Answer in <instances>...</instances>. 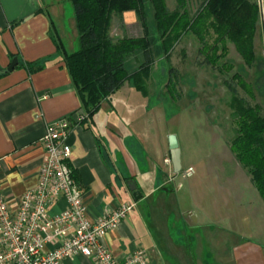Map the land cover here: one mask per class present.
I'll use <instances>...</instances> for the list:
<instances>
[{"label":"crops","instance_id":"1","mask_svg":"<svg viewBox=\"0 0 264 264\" xmlns=\"http://www.w3.org/2000/svg\"><path fill=\"white\" fill-rule=\"evenodd\" d=\"M54 4L53 0H0V186L9 201L17 203L37 185L46 128L67 118L72 123L70 165L87 198L89 220L95 223L124 204L135 205L106 235L114 257L123 260L143 250L149 264H264V251L246 238L239 220V213L246 211L243 195H237L239 203L232 206L229 196L219 192L229 184L212 187L216 191L212 192L206 179L193 181V176L183 192L185 186H177L178 179L170 180L164 162L171 160L165 124H153L157 127L153 139L143 104L126 105L123 112L118 103L122 101L115 99L126 88L129 99L132 86L125 84L86 122H77L81 101L56 41L68 54L75 47L67 44V27ZM70 19L75 21L74 14ZM124 21L138 23L134 14H127ZM14 59L17 66L8 72ZM130 183L142 196L138 202ZM169 200L179 202L162 211L163 202ZM66 209V201L60 199L51 214ZM56 246L52 242L50 249ZM62 264L95 263L79 254Z\"/></svg>","mask_w":264,"mask_h":264},{"label":"trees","instance_id":"2","mask_svg":"<svg viewBox=\"0 0 264 264\" xmlns=\"http://www.w3.org/2000/svg\"><path fill=\"white\" fill-rule=\"evenodd\" d=\"M69 1L78 32V49L68 54L56 42L87 120L127 83L144 97L149 96L147 83L157 59L149 35L148 6L162 50L160 59L169 62L176 46L185 36L192 35L201 44L204 62L222 73L233 70L231 64L224 62L229 44L245 66L252 68L256 63L255 38L261 13L259 5L250 0H204L195 13L189 0H174L173 8L168 0ZM127 14L136 16L143 36H112L114 19L124 20ZM133 60L136 67L129 71L127 64ZM168 76L167 95L177 103L181 99L179 75L171 67ZM232 82L235 85L225 83L232 94L230 107L236 124L230 149L251 176L264 202V110L240 95L239 89L250 100H256L253 88L240 74H235Z\"/></svg>","mask_w":264,"mask_h":264},{"label":"rangeland","instance_id":"3","mask_svg":"<svg viewBox=\"0 0 264 264\" xmlns=\"http://www.w3.org/2000/svg\"><path fill=\"white\" fill-rule=\"evenodd\" d=\"M53 1L54 6L57 5V10L64 18L63 23L67 27L65 39L69 47H75L74 50L68 51L73 53L78 49V32L74 19H70V14H73L71 3L69 0ZM168 1L173 8L174 0ZM203 1L189 0L193 13L197 11ZM250 1L255 2V0ZM257 2L261 18L255 38L256 63L252 68L245 66L235 47L229 44L228 57L224 62L231 64L233 70L223 73L204 62V57L200 54L201 44L192 35L185 36L176 46L169 62L160 59L162 50L152 10L148 6L149 35L157 59L152 69L151 78L147 83L151 97L146 99L133 89L128 99L125 94L126 88L120 91L115 99L122 101L118 103L121 104L123 112L126 105L134 108L133 104L135 103L143 104L144 110L149 113L150 125L148 129L153 139L157 135V127L153 124L158 125V121L165 124L167 141L170 135H175L178 138L183 171L188 167H192L195 171L193 181L206 179L210 184L211 191L212 187L218 188L217 185L229 184L224 186L227 188L226 190L219 192L229 196L227 198L232 206L239 203L236 201V196L243 195L241 203H244L246 211L242 214L239 213V220L245 228L246 238L264 251V202L258 195L251 176L238 163L230 149L231 141L235 137L236 124L230 107L232 94L225 84L227 82L235 85L232 78L235 74H240L253 88L256 100H250L241 89H239L240 95L252 104L261 105L264 110V5L262 0H257ZM111 34L116 38L135 37L143 36V30L139 21L137 25H132L126 24L120 18H115ZM135 67L134 60L127 64L129 71H133ZM171 67L179 75L178 92L181 94V99L177 103L170 101L165 88L169 78L168 70ZM129 86L131 85L128 84L127 87ZM235 180L236 184H233L232 182ZM187 182L190 180L179 176L177 186H185L184 192ZM253 195L256 197V201ZM257 200L260 202L259 205ZM178 202V200L164 201L161 207L162 211L165 206L172 210V206L177 205ZM232 210L235 213L234 207Z\"/></svg>","mask_w":264,"mask_h":264},{"label":"built area","instance_id":"4","mask_svg":"<svg viewBox=\"0 0 264 264\" xmlns=\"http://www.w3.org/2000/svg\"><path fill=\"white\" fill-rule=\"evenodd\" d=\"M86 120V114H78V123ZM71 127L67 118L47 126L41 140L44 159L37 185L17 203L12 204L0 186V264H62L79 254L95 264H149L143 250L119 260L106 243V235L133 211L134 204H124L95 223L89 220L87 198L70 165ZM164 162L172 182L179 176L190 179L195 175L193 168L175 174L171 160ZM60 199L66 201L67 209L52 215L51 209ZM52 242L57 246L50 249Z\"/></svg>","mask_w":264,"mask_h":264},{"label":"water","instance_id":"5","mask_svg":"<svg viewBox=\"0 0 264 264\" xmlns=\"http://www.w3.org/2000/svg\"><path fill=\"white\" fill-rule=\"evenodd\" d=\"M17 63V59H14L7 71L12 72L17 66ZM168 145L174 172L175 174H178L182 171L181 151L179 148L178 138L175 135H170L168 139ZM129 188L133 193L134 200L138 202L142 196L137 192V187L135 186V184L130 183Z\"/></svg>","mask_w":264,"mask_h":264}]
</instances>
